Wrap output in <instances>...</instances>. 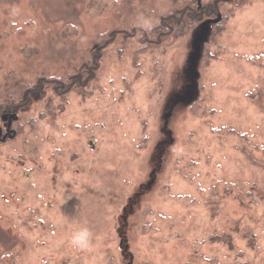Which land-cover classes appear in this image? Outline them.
<instances>
[{
    "label": "rangeland",
    "instance_id": "rangeland-1",
    "mask_svg": "<svg viewBox=\"0 0 264 264\" xmlns=\"http://www.w3.org/2000/svg\"><path fill=\"white\" fill-rule=\"evenodd\" d=\"M18 83L0 264H264V0H0Z\"/></svg>",
    "mask_w": 264,
    "mask_h": 264
},
{
    "label": "trees",
    "instance_id": "trees-1",
    "mask_svg": "<svg viewBox=\"0 0 264 264\" xmlns=\"http://www.w3.org/2000/svg\"><path fill=\"white\" fill-rule=\"evenodd\" d=\"M210 5H212V4H208V5H206L205 8L208 9L209 12H213V10H212V8H211ZM79 80H80V79H79ZM22 81H23V80H22ZM48 81H49V80H47V79H41V80L39 81V83H38L35 87L27 88V89L24 91V93H23V95H24V101H25V99H27L25 102L29 101V96H30L31 94L34 93V90H36V89H38V90L43 89V87H44L43 84L47 83ZM80 81H81V80H80ZM80 81H79V82H80ZM61 82H62V81H57V80H53V81H52L53 84L57 85V86L60 87V88H63L64 85H63V83H61ZM20 83H21V82H20ZM20 83H18L17 85L14 86V89L17 88L16 91H14V90H10V89L7 90V86H6V84L3 85V86L5 87V90H4L3 93H0V112H1V113H4V114H14V115H15V114H17L19 108L25 104V102H24V103L18 105L17 107H12V108H11L12 105L15 106V103L11 105V104H9V103H5V102L1 101L3 98L8 97V96H13L15 93L21 91V90H22L21 88H23V85H21ZM0 85H1V84H0ZM1 87H2V86H0V90H1ZM71 88H72V86H70V88H68V89H71ZM1 98H2V99H1Z\"/></svg>",
    "mask_w": 264,
    "mask_h": 264
},
{
    "label": "clouds",
    "instance_id": "clouds-1",
    "mask_svg": "<svg viewBox=\"0 0 264 264\" xmlns=\"http://www.w3.org/2000/svg\"><path fill=\"white\" fill-rule=\"evenodd\" d=\"M92 242V233L87 227L79 228L71 237L70 243L78 249H88Z\"/></svg>",
    "mask_w": 264,
    "mask_h": 264
}]
</instances>
